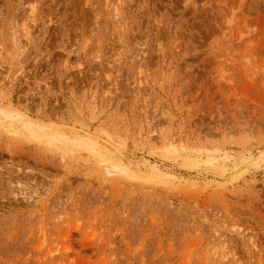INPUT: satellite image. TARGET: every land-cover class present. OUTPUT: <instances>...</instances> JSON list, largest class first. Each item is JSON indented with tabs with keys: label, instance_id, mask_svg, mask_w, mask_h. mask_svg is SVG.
<instances>
[{
	"label": "rangeland",
	"instance_id": "obj_1",
	"mask_svg": "<svg viewBox=\"0 0 264 264\" xmlns=\"http://www.w3.org/2000/svg\"><path fill=\"white\" fill-rule=\"evenodd\" d=\"M0 107L100 147L0 126V264H264V0H0Z\"/></svg>",
	"mask_w": 264,
	"mask_h": 264
},
{
	"label": "bare ground",
	"instance_id": "obj_2",
	"mask_svg": "<svg viewBox=\"0 0 264 264\" xmlns=\"http://www.w3.org/2000/svg\"><path fill=\"white\" fill-rule=\"evenodd\" d=\"M8 112H10V114L13 113V115L12 116H7ZM0 113H2V115L4 114L3 116H4V119H5L2 122L1 118H0V126H2L9 133L10 132H14V133H20L21 134L23 132V134H24V133L27 132L28 135L30 136V138H37V139L43 138V139L47 140V142H49V144L52 143L55 148H59L60 149L61 148L60 144L56 145V143H55V141H59V143H61V144H63L65 146L64 147L65 150L68 149L67 147H69L70 145L76 143V141L79 142V143H84L85 142V143L90 144V145H88L89 148H90V146H92V147H94L96 149L100 148L98 146L97 142H95L93 140H88V139L82 138L77 133L73 132V134H72V133H69V132H67L65 130L60 129V127L59 128H55V127H51V126L49 127V126H46V125L41 124L39 122H33V121L29 120L28 118L24 117L23 112H21L19 110H7V109H4V108L0 107ZM6 119H8V121ZM13 122H15L16 124L13 123ZM17 122L19 124H17ZM86 145L87 144H85V146ZM79 146H77V147H79ZM86 148H88V147H86ZM67 151H69V150H67ZM103 155H104V158H102V159L106 163V167H110V166L111 167L112 166H119L120 167L122 165V164H119V163L112 162L109 159L108 154L105 153Z\"/></svg>",
	"mask_w": 264,
	"mask_h": 264
}]
</instances>
